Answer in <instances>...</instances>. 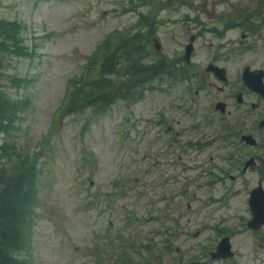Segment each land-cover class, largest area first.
Wrapping results in <instances>:
<instances>
[{
	"label": "rangeland",
	"instance_id": "1",
	"mask_svg": "<svg viewBox=\"0 0 264 264\" xmlns=\"http://www.w3.org/2000/svg\"><path fill=\"white\" fill-rule=\"evenodd\" d=\"M258 4L0 0V18L16 20L22 37L18 51L11 49L9 39L4 41L7 48L0 47V90L7 104L20 100L21 105L16 118L5 125L9 130L0 131V165H9L4 156L10 152L7 158L12 159L18 148L26 162L37 167L28 245L17 251L25 264H186L194 258L211 264H264V224L253 231L241 222V178H226L211 187L202 172V165L210 163L209 154L219 156L211 163L226 165L222 139L214 138L202 149L189 148L176 159L179 150L172 148L169 155L165 124L161 129L149 122L164 115L169 122L180 118L183 125L189 118L183 110L201 118L210 116L207 111L220 116L212 101L226 95L207 81L198 93L190 94L183 83L167 90L156 79L154 89L148 90L152 83L147 81L140 95L124 98L123 90L102 110H96L97 103L72 104V95L66 99L68 83L94 75L96 60L102 58V66L111 49L117 56L121 39L134 33L143 35L141 45L149 53L144 60L153 63L164 57L177 73L183 66L184 45L194 34L190 60L201 70L191 67L192 79H212L204 69L209 60L225 65L232 80L245 63L264 67V36L255 27L257 20L248 19ZM251 22L256 31L248 29ZM153 36L161 44L159 51ZM111 68L112 77L126 80L120 56ZM176 71L170 70L171 75ZM218 123L203 122L201 129L209 138ZM164 152L174 163L163 160ZM258 175L256 169L245 173V197ZM232 189H239L238 194L224 204L215 201L220 192ZM221 230L229 234L234 254L209 259L204 255L214 248ZM179 255L185 260H177Z\"/></svg>",
	"mask_w": 264,
	"mask_h": 264
},
{
	"label": "flooded vegetation",
	"instance_id": "2",
	"mask_svg": "<svg viewBox=\"0 0 264 264\" xmlns=\"http://www.w3.org/2000/svg\"><path fill=\"white\" fill-rule=\"evenodd\" d=\"M257 2L259 4L257 7H254V12L249 15V18H246L253 21L257 20L258 23H256L257 26L255 27L258 28L259 34H262L264 36V30L262 29L264 27V0H257ZM252 25L253 22L249 23L247 25L248 29H250L252 32L256 31L255 28L251 27ZM154 38L157 39V37L153 36L152 39L154 40L155 48L159 51L161 44L158 39L155 41ZM194 39L195 35L191 34L189 35V40L187 42H191L193 44ZM186 43L183 49V66L181 67L180 72L177 73V67L170 66V64L173 62L168 64L165 61L166 64L163 67L162 73L159 77L152 78L149 82V84L152 83V85L151 87L147 88L148 90L154 89L155 85L153 84V82L157 79L158 85L161 82V86L166 85L167 90H170L171 87L175 85L183 83L185 84L187 91L191 94L194 92L198 93V91L201 90L202 86L205 84V81H207V84L216 87V89L223 96L226 95L225 98H216L215 101H212V107L214 111L216 110L220 114V116H216L214 113H211L212 111H207L205 112V114L210 113V116H203L201 118L195 115H190L189 110H183L184 115L187 114V117H189L183 125L180 124V118H174V120L172 119V122H169V118L164 115H159L155 118H152L151 120H149V122L151 124H160L161 129V125L165 124L162 131L165 133H170L168 135L167 143V146L170 150L169 155H171L173 152L172 148L179 150V152L176 153V159H181V154H183L184 151L188 150L189 148L202 149V147L205 145L207 146L212 139H222V142L220 141V146L225 150V152L222 153V158L225 160L226 165L223 167L222 163L218 165L216 163H211V161L217 162L219 156L217 154H209L208 161L210 163H205L204 165H202V172L207 176L206 183L209 186L213 187L215 185L218 186L219 183L224 182V179L226 178H228L229 182H235L236 179L240 177L243 186V189L241 190V197L244 215L241 217V222L243 225H245L247 228H251L253 231L260 230L264 224V221L262 223H259V226L257 228H254L252 226H249V220L252 218L250 197L252 196V190L259 185H261L262 188L258 191H255L256 194H254V197H252L253 205L259 206L258 214L255 217L258 216L257 218L260 221L264 219V67L260 65L259 67H251L249 64L245 63V65L243 66H247L248 70L250 71L256 69H262L263 71L261 70L259 75L257 71H254L253 75H251L250 73H246V76L244 78L242 75L244 68L243 67L242 70L239 71L238 76L235 77L234 80H232V78H228L227 76V68L225 65L209 60V62H213L219 66L224 67L225 70L222 71V74H224L226 78L223 79L219 77L215 72L207 69V64L209 63L207 62L204 66V69L206 72L208 71L212 74V79H202L201 75L197 77V80L192 79L189 74V70L191 69V67L197 70H201V68L195 66L194 63H192L190 60L194 46L192 48V51L190 52L189 59H186ZM161 58L165 60L164 57ZM165 68H168V72H164ZM170 70L176 71V74L171 75ZM165 76L170 78L166 79ZM218 80L222 81V83H218ZM247 81H250V83L255 82L258 85L260 84V86L258 88L251 87ZM214 119L219 120V125H215L213 132L209 133L208 138L206 136L207 133H205V130L201 129V127L203 125V122L206 124L213 123ZM174 127H177V129H173ZM171 132H174L176 135ZM191 133L194 134L190 136ZM158 155L160 156L159 152ZM164 155H166V157H164L163 160H168L166 163H174V160L171 161V158L167 152H164ZM219 165L221 166L220 169L218 167ZM185 167H190V165H186ZM248 169H256L259 175L256 184L249 187L245 197V184L248 185V180L247 178H245V173L248 171ZM219 170L221 171V174L218 173ZM223 192H220V194L215 199V201H220L221 204H224L227 199L237 195L239 189L228 190L225 191L224 194ZM183 193H185V195L187 194V192L184 190ZM192 195L194 196L195 194ZM245 203L247 211L249 213L247 216H245ZM187 206L189 207V205ZM215 207L217 208V203H215ZM176 224L177 223L174 222L173 225ZM227 226L226 229H229L231 227V224H228ZM219 233L220 237L214 248H211L206 253L208 255H204L205 257L209 256V259L213 258L211 253L217 251V244L223 237L227 236L231 244L230 236L229 234H227V232H223L221 230ZM262 237L264 238V235ZM263 244L264 242L260 241V245L262 246ZM176 248L178 249V247ZM226 251L228 252V250ZM179 256L177 260H185L182 255ZM199 259L201 258L189 259L187 261Z\"/></svg>",
	"mask_w": 264,
	"mask_h": 264
},
{
	"label": "trees",
	"instance_id": "3",
	"mask_svg": "<svg viewBox=\"0 0 264 264\" xmlns=\"http://www.w3.org/2000/svg\"><path fill=\"white\" fill-rule=\"evenodd\" d=\"M18 26L16 20L0 18V35L3 40L0 42V47L7 48L9 45H6L4 41L9 39L14 45L11 49L18 51L16 47L22 40V37H19ZM142 36L134 33L121 39L122 44L115 49L117 56L113 55L112 49L109 50L108 58L102 66L99 67L102 58L96 60L98 65L94 66L96 70L94 75L87 80L79 76L68 83L67 97L72 95V104L77 101L85 105L97 103L96 110H102L123 90H127L124 98L134 96L137 92L140 95L142 90L147 88L145 87L147 81L149 84L152 78L159 77L166 62L163 58H157L150 63L142 58L149 55L141 45ZM119 56L124 60L125 69H127L126 80L121 77L119 80L112 77L115 69L111 66L114 59L118 60ZM13 79L17 82L21 80L19 77ZM4 96L6 95L0 90V131L7 130L5 125H9L11 120L16 118L21 106L20 100L7 104ZM3 154L1 156H4ZM13 155L14 159H9L7 157L10 156V152H7V157L4 156V158L9 160L10 164L0 165V264H25V260L17 251L27 249L28 215L32 212L30 205L33 201L34 177L37 171L36 163L26 162L27 158L19 153L18 148L14 149Z\"/></svg>",
	"mask_w": 264,
	"mask_h": 264
},
{
	"label": "water",
	"instance_id": "4",
	"mask_svg": "<svg viewBox=\"0 0 264 264\" xmlns=\"http://www.w3.org/2000/svg\"><path fill=\"white\" fill-rule=\"evenodd\" d=\"M192 44L191 43H188L186 46H185V57L186 59L188 60L189 59V56H190V52L192 51ZM207 69H210L212 70L213 72H215L219 77L225 79V75L222 74V71L225 70L224 67L222 66H219L213 62H209L207 64ZM262 69H256V70H248V67L246 66L243 70V77L245 78L246 76V73H250L251 75H253L254 71H257L258 75L260 73ZM263 71V70H262ZM248 84L251 86V87H259L260 84L258 85L257 83L255 82H251L250 81H247ZM262 187L261 185L255 187L253 190H252V196L250 197V202H251V211H252V218L249 220V226H252L254 228H257L259 225V223H262L264 221V219L262 221L258 220V216L255 217L257 214H258V210H259V206L258 205H253V198L254 197V194H256L255 191H258L260 190ZM263 190V189H262ZM264 191V190H263ZM228 250V252L226 251ZM216 253V255H215ZM212 255L214 256H227V255H230L232 254V251L230 250V242H229V238L227 236L223 237L219 243H218V246H217V251L216 252H212L211 253ZM186 264H210L206 261H190Z\"/></svg>",
	"mask_w": 264,
	"mask_h": 264
}]
</instances>
